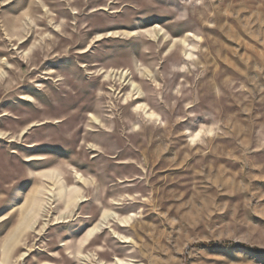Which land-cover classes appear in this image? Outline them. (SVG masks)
Returning <instances> with one entry per match:
<instances>
[{
	"label": "rangeland",
	"instance_id": "obj_1",
	"mask_svg": "<svg viewBox=\"0 0 264 264\" xmlns=\"http://www.w3.org/2000/svg\"><path fill=\"white\" fill-rule=\"evenodd\" d=\"M0 264H264V0H0Z\"/></svg>",
	"mask_w": 264,
	"mask_h": 264
}]
</instances>
